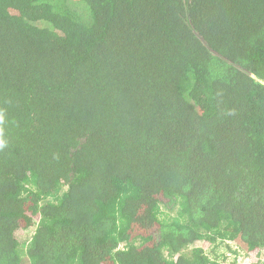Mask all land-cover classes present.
Here are the masks:
<instances>
[{
	"label": "trees",
	"instance_id": "16d2710c",
	"mask_svg": "<svg viewBox=\"0 0 264 264\" xmlns=\"http://www.w3.org/2000/svg\"><path fill=\"white\" fill-rule=\"evenodd\" d=\"M219 247L264 264V0H0V264Z\"/></svg>",
	"mask_w": 264,
	"mask_h": 264
},
{
	"label": "rangeland",
	"instance_id": "374dc122",
	"mask_svg": "<svg viewBox=\"0 0 264 264\" xmlns=\"http://www.w3.org/2000/svg\"><path fill=\"white\" fill-rule=\"evenodd\" d=\"M29 235V234H28ZM27 233L26 234H21L20 238L21 240L26 239ZM199 246H202V243L199 244ZM218 255H221L222 253L226 254L228 259V263L232 264L233 261H236V264H249L248 263V258L246 256V254H244L243 252H238L237 254H234L233 252L231 253V251L226 250L224 247H219V251H217Z\"/></svg>",
	"mask_w": 264,
	"mask_h": 264
}]
</instances>
